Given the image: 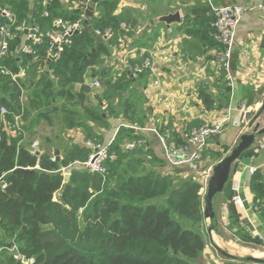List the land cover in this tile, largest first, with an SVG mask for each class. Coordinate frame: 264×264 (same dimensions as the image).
I'll list each match as a JSON object with an SVG mask.
<instances>
[{"label":"trees","instance_id":"trees-1","mask_svg":"<svg viewBox=\"0 0 264 264\" xmlns=\"http://www.w3.org/2000/svg\"><path fill=\"white\" fill-rule=\"evenodd\" d=\"M65 1L68 3L65 9L61 0L43 3L38 0L32 6L28 0H0V5L12 10L18 20L32 19L47 29L55 19L66 23L77 21L87 0ZM121 1L133 0H101L87 20L88 29L71 37L61 58L32 64L28 77L18 80L19 86L9 77L0 76V108L4 107L8 113L3 122L0 118L1 130L4 121L9 122L13 116L26 122L31 114H37V119L55 123L56 150L60 151V158L47 148L44 153L31 155V130L22 124L23 134L19 137L1 131L0 232L9 243L0 244L4 248L0 264H23L22 258L31 264L201 262L207 244L199 232L205 218L202 186L197 180L179 181L176 187L173 178L176 175L180 180L182 170L164 172L148 168L146 154L140 148L134 152L125 150L126 145L139 142L133 130L122 128L115 135L110 144L114 159L106 162L105 174L91 173L84 166L91 149L67 143V134L81 129L87 141L104 146L94 127L108 128V114H117L109 112L111 98L122 97L130 88L132 78L126 70L111 81L99 74L100 89L91 90L83 85L87 72L107 53L93 32L111 29L115 37H125L127 29L130 30L129 23L115 15ZM44 10L48 17L42 16ZM122 23L127 29L119 28ZM44 55L43 46L39 48V56ZM5 64L16 72L15 60H7ZM136 65L139 62L133 61L130 67ZM40 66L47 70H40ZM145 73L135 75L136 79L142 80ZM75 85H81L80 89L75 90ZM20 86L25 88L24 92ZM29 89L32 92L28 93ZM199 98L206 108L212 106L207 95L200 94ZM134 112L132 106L125 104L120 114L125 122L135 123ZM63 175H69L66 182ZM2 184L17 198L3 191ZM250 186L254 206L264 216V180L258 172ZM231 189L229 182L223 195L231 196ZM157 198H164V202L154 204L152 201ZM237 236L244 243L250 239L244 240L241 233ZM13 247L18 260L7 252Z\"/></svg>","mask_w":264,"mask_h":264},{"label":"crops","instance_id":"crops-1","mask_svg":"<svg viewBox=\"0 0 264 264\" xmlns=\"http://www.w3.org/2000/svg\"><path fill=\"white\" fill-rule=\"evenodd\" d=\"M36 1L38 0H28L30 6ZM39 1L43 3L52 0ZM213 2L217 6L236 5L250 9L243 14L236 30L231 57L232 85L226 81L225 73L220 67V43L215 37L216 32L212 27L206 0H133L119 3L115 15L127 21L130 30L127 29L125 37L114 36L110 41L99 42L107 53L87 72L83 85L89 88L93 80L100 81L99 74H104L105 78L111 81V78L114 79L117 74L124 72L126 66L132 65L133 61L140 64L145 58L152 61V70L147 72L142 80L129 74L132 78L130 88L119 98L118 105L115 104L116 98H111L109 112L114 111L117 114L107 118V129L94 127L104 145L115 137L119 129L136 125L143 131L133 130L139 137V142L133 144L135 149L140 148L145 152L144 159L154 163L153 168L168 172L171 169L164 160L160 137L169 133L173 141L183 145L191 130L199 128L205 122L224 118L227 121L224 123L223 133L216 139L209 140L202 159L198 162V171H192L188 167L182 169V177L189 176L198 180L201 174L212 169L225 156L224 149L231 150L238 143L239 137L248 132L245 126L248 119L244 117V122L240 123V115L243 112L246 115L258 111L264 98V10L255 8L264 3V0ZM60 3L64 9L68 6L65 0ZM175 12L180 14V24L166 26L154 23L157 18ZM21 43L22 41L17 42L18 45ZM35 62L38 61L24 62L27 67L24 79L28 77L30 66ZM42 68L40 66V70H47V67ZM80 87L81 85H75V90ZM248 93H251L249 97ZM200 94L207 95L213 102L209 109L201 102ZM125 104L133 107L135 123L122 119L120 111ZM37 116L31 114V118L26 122L20 121V124L26 130H31V142L38 143L39 153H44L47 148L53 151L54 155L58 152V155H55L58 157L60 151L56 150L55 123H46L37 119ZM48 127L53 131L51 141L46 140L49 136L46 130ZM6 134L10 136L8 131ZM85 136L83 130H73L67 134V143L83 146L87 142ZM156 161L161 162L160 167ZM263 166L264 136H261L256 138L255 146L233 166L231 188L234 184L238 185V196L242 204L233 203L234 192L231 189V196L222 194L217 200L216 209L219 213L218 222L228 229L232 226L231 231L243 234L244 240L246 237L253 240L248 239L244 243L237 235H232L228 241L237 243L241 250L264 254V247L261 246L264 242V216L254 206V194L250 186L254 175L250 181L244 176L250 169H256L264 180ZM63 176L65 180V175ZM216 235L219 237L218 233ZM1 243L7 244L9 241L0 232ZM1 246L0 255L4 249ZM7 252L16 260L20 258L15 247ZM205 260L206 258L202 257L200 264H205ZM225 263L231 264L234 261L226 260Z\"/></svg>","mask_w":264,"mask_h":264},{"label":"built area","instance_id":"built-area-1","mask_svg":"<svg viewBox=\"0 0 264 264\" xmlns=\"http://www.w3.org/2000/svg\"><path fill=\"white\" fill-rule=\"evenodd\" d=\"M88 2L89 0L86 1V7L80 11L77 21L66 23L61 19H55L51 23L50 28L47 29H43L39 24L32 21V19L18 20L16 14L12 10L4 5H0V76H7L12 83L16 84L18 80H22L26 76L27 67H25L24 62L28 60L56 62L59 60L65 47L70 45L71 37L82 31V26L86 21L85 13ZM206 5L212 18V27L216 32L215 37L219 41L221 47L218 53L221 59L220 67L225 73L226 81L229 85H232L233 75L231 73V57L235 46L236 30L243 14L250 9L236 5L217 6L213 0H206ZM255 8L261 11L264 10V3ZM42 16L48 17V12L44 10ZM119 28L125 30L127 26L122 23ZM93 34L95 37L101 38L102 42L110 41L114 37V33L111 29H105L103 31L95 30ZM18 41H22V43L18 45ZM43 46L45 47V55L40 58L39 48ZM11 59L15 60L14 68H16V72L11 71L5 64L7 60ZM126 67L128 74L132 76L140 75L152 70V61L145 58L139 65ZM17 85L19 86V82ZM98 87V81H93L89 86V88ZM20 88L23 92L25 91V88L22 86H20ZM7 115V110L1 107L0 118L2 122L3 118ZM244 117L245 114L243 112L240 115V123L244 122ZM20 121L18 116H13L9 122L4 121L3 130H1L0 126V141L1 131H8L11 137L21 136L23 131ZM225 121L227 120L223 118L205 122L199 128L189 132L183 145H178L173 141L169 133L164 134V136L160 137V143L164 152L166 165L171 170H182L188 167L192 171H198V162L202 159L203 152L209 140L211 138H217L223 133ZM245 124V126H247L248 122ZM124 128L134 131H143V129L136 125L124 126ZM113 139L104 146L93 144L91 141L84 143V147L91 149L89 160L84 164L89 172L105 174L106 162L114 159V156L110 154V144ZM38 146L37 142L31 143V155L39 154ZM262 147L263 146H261V148ZM134 149L135 146L133 144L125 146V150L129 152H132ZM52 161H54V158ZM262 169H264V166ZM249 172L254 175L257 170L250 169ZM210 175L211 169L201 174L200 177L203 178L205 184ZM197 182H199V179ZM6 187L5 184H2L1 188L4 191ZM232 190L234 192L232 198L233 203L235 205H241L242 202L238 196V185L234 184ZM29 264H31V262H29Z\"/></svg>","mask_w":264,"mask_h":264},{"label":"water","instance_id":"water-1","mask_svg":"<svg viewBox=\"0 0 264 264\" xmlns=\"http://www.w3.org/2000/svg\"><path fill=\"white\" fill-rule=\"evenodd\" d=\"M101 2V0H89L85 13V24L82 26L83 30H87V20L91 18L95 13V7ZM154 23L165 24L166 26H171L174 24H180L181 18L179 12L168 14L157 18ZM77 34V33H76ZM97 42H101V38L96 37ZM245 118L248 119V124L246 126L248 132L242 134L239 137L238 143L230 150L228 154L223 156L211 169V175L207 179L205 192L203 196V215L207 226V235L209 244L215 253L222 258L230 261H238L246 264H264L263 259H256L254 257H236L230 255L223 250H221L213 241V234H217V211L215 207L216 199L221 196L226 186L231 181V174L233 166L241 159V157L250 149L255 146L256 138L264 136V98L261 102L259 110L252 114H246ZM216 139V138H212ZM58 155V152H55ZM32 172V171H31ZM245 177L249 179L252 178V174L246 172ZM69 175H65V180H68ZM11 197L17 198V196L6 187L4 190ZM23 264H29V262L22 258Z\"/></svg>","mask_w":264,"mask_h":264},{"label":"rangeland","instance_id":"rangeland-1","mask_svg":"<svg viewBox=\"0 0 264 264\" xmlns=\"http://www.w3.org/2000/svg\"><path fill=\"white\" fill-rule=\"evenodd\" d=\"M29 90H30V92H32L31 89H29ZM118 101H119V98H116V100H115V102H116L115 104L116 105H118ZM116 108L119 110L118 107H116ZM113 116H115V115L108 114L107 118L113 117ZM46 130L49 132V136H48V138H46V140L52 139L53 138V136H51V133L53 132L52 129L50 127H48ZM134 150H133V152H134ZM229 152H230V150L227 151V150L224 149V152L223 153L226 155ZM153 165H154V163H152V162H148L147 163L148 168H152ZM160 166L161 165H159L158 167H160ZM174 170H179V169H174ZM177 178H179V177H177L176 175L173 178L175 180V181H173V184L176 185V187L180 185L179 184V181L180 182H183V181H185L187 179H191V177H189V176H187V177L185 176V178L182 177V178H180V180H178ZM200 178H198L199 179V182L198 183L200 185L202 183V185H201L202 186V190H200V194H202L204 196L206 184H205V181L203 180V178H201V179ZM58 198H59V194H57V196H56V199H58ZM152 202L154 204H156V205H160V204H162L164 202V198H157V199L153 200ZM216 211H217V209H216ZM218 216H219V213L217 212V220L219 218ZM206 223H208V221L204 220L203 227L200 226L201 228L199 230V232L202 233L203 236L205 237L204 239H205L206 244H207V247H206L205 252H204L205 255H203V257L206 258V260H205L206 262L204 261L205 264H218V263H221V262H223V264H229V263H225L226 262V259H224L221 256L217 255L215 253V251L212 249V247L210 246L209 240H208V235H207V226H206ZM217 228L220 231L219 233L221 235H219V237H218L216 234H213V241H214V243L221 250H223L224 252H226V253H228L230 255L232 254L233 256H236V257H238V256L239 257H244V255L241 256V254H243V253H242V250L238 247V244L235 243L234 241L233 242L232 241H228L230 238H232V235H237V233H234V232L231 231L233 229L232 226H230L229 229H228L227 227H225V225L223 226L220 221L219 222L217 221ZM261 246L264 247V242L261 243ZM248 253L249 254H253V255H248V256H254L255 253L260 254V255L263 256V259H264V254L261 253V252L249 251ZM245 257H246V255H245ZM237 263L241 264V262H238V261H235L234 263H231V264H237Z\"/></svg>","mask_w":264,"mask_h":264},{"label":"bare ground","instance_id":"bare-ground-1","mask_svg":"<svg viewBox=\"0 0 264 264\" xmlns=\"http://www.w3.org/2000/svg\"><path fill=\"white\" fill-rule=\"evenodd\" d=\"M231 245H232V244H231ZM227 250H228V249H227ZM243 251H244V252H243ZM248 252H249L248 250H247V251H246V250H242V253H243V254H241V256L244 255V257H245V255H246V257H254V258H256V259H263V256L260 255V254H257V253H255L254 256H248V255H253V254H249ZM238 255H239V254H238ZM263 260H264V259H263Z\"/></svg>","mask_w":264,"mask_h":264}]
</instances>
